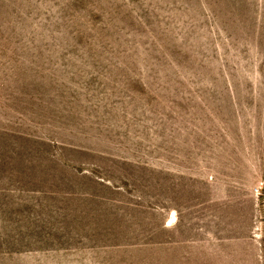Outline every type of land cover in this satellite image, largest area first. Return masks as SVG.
<instances>
[{
	"label": "rangeland",
	"instance_id": "rangeland-1",
	"mask_svg": "<svg viewBox=\"0 0 264 264\" xmlns=\"http://www.w3.org/2000/svg\"><path fill=\"white\" fill-rule=\"evenodd\" d=\"M0 264H264V0H0Z\"/></svg>",
	"mask_w": 264,
	"mask_h": 264
}]
</instances>
